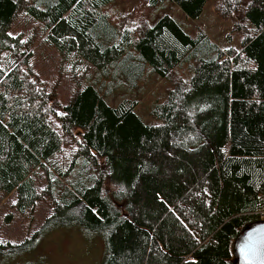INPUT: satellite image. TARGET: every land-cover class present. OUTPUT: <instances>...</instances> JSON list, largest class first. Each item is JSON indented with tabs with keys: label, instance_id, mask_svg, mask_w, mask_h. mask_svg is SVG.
<instances>
[{
	"label": "trees",
	"instance_id": "obj_1",
	"mask_svg": "<svg viewBox=\"0 0 264 264\" xmlns=\"http://www.w3.org/2000/svg\"><path fill=\"white\" fill-rule=\"evenodd\" d=\"M111 1L0 0V194L21 214L49 204L33 235H103L104 264H233L237 238L264 220V0H214L239 49L168 14L149 25L165 0L114 17ZM170 1L196 19L208 0ZM19 16L40 29L22 39ZM37 37L71 68L65 104L30 64ZM151 74L171 84L150 109L159 124L134 99L106 101Z\"/></svg>",
	"mask_w": 264,
	"mask_h": 264
},
{
	"label": "rangeland",
	"instance_id": "obj_2",
	"mask_svg": "<svg viewBox=\"0 0 264 264\" xmlns=\"http://www.w3.org/2000/svg\"><path fill=\"white\" fill-rule=\"evenodd\" d=\"M116 3V7L124 11L122 14L131 12L139 5L138 0H118ZM214 4V0H208L200 16L191 19L177 4L165 0L149 13L147 22L152 25L158 18L168 14L190 34L201 31L223 48L239 49L241 34L232 30L231 18L217 15ZM39 29L40 26L26 16L16 18L12 26V32L20 34L22 39ZM37 38V42L31 47L30 64L38 79L47 88H57L58 98L65 104L75 89L71 68L67 64L60 66L56 51L46 45L40 37ZM175 73L186 78L189 71L187 68L184 70L177 67ZM170 86L167 79H159L157 75L151 74L138 88L117 90L106 101L114 106L123 99H134L138 101L135 111L141 119L149 125L159 124L160 120L150 115V109L155 101L165 97ZM106 188L111 190L109 185ZM15 202L14 193L0 194V245H4L0 248V264H104L107 250L103 235L78 225L54 229L42 227L38 234L33 235L49 213V204L39 203L33 212L21 214L16 209Z\"/></svg>",
	"mask_w": 264,
	"mask_h": 264
},
{
	"label": "water",
	"instance_id": "obj_3",
	"mask_svg": "<svg viewBox=\"0 0 264 264\" xmlns=\"http://www.w3.org/2000/svg\"><path fill=\"white\" fill-rule=\"evenodd\" d=\"M81 143H84L79 136ZM233 264H264V220L244 229L234 245Z\"/></svg>",
	"mask_w": 264,
	"mask_h": 264
},
{
	"label": "crops",
	"instance_id": "obj_4",
	"mask_svg": "<svg viewBox=\"0 0 264 264\" xmlns=\"http://www.w3.org/2000/svg\"><path fill=\"white\" fill-rule=\"evenodd\" d=\"M118 0L111 1L108 5L102 7V12L114 17L116 14H122L124 11L121 10L119 7H116V3Z\"/></svg>",
	"mask_w": 264,
	"mask_h": 264
}]
</instances>
